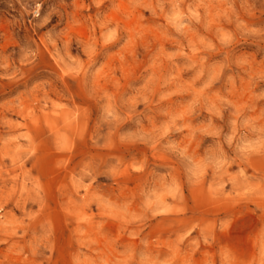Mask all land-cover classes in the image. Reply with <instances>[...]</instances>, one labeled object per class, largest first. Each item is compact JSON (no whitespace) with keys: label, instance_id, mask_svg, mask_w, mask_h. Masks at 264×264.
<instances>
[{"label":"rangeland","instance_id":"obj_1","mask_svg":"<svg viewBox=\"0 0 264 264\" xmlns=\"http://www.w3.org/2000/svg\"><path fill=\"white\" fill-rule=\"evenodd\" d=\"M0 264H264V0H0Z\"/></svg>","mask_w":264,"mask_h":264}]
</instances>
